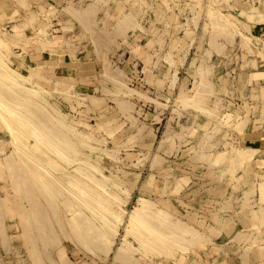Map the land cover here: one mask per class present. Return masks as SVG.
I'll use <instances>...</instances> for the list:
<instances>
[{
	"label": "rangeland",
	"instance_id": "rangeland-1",
	"mask_svg": "<svg viewBox=\"0 0 264 264\" xmlns=\"http://www.w3.org/2000/svg\"><path fill=\"white\" fill-rule=\"evenodd\" d=\"M0 264H264V0H0Z\"/></svg>",
	"mask_w": 264,
	"mask_h": 264
},
{
	"label": "crops",
	"instance_id": "crops-1",
	"mask_svg": "<svg viewBox=\"0 0 264 264\" xmlns=\"http://www.w3.org/2000/svg\"><path fill=\"white\" fill-rule=\"evenodd\" d=\"M59 57H60V56H58L57 59H53L52 61H53V62H56V63L59 65L60 68H63V69H65V70L72 69V70H74V72L76 71L77 73L72 74V75L74 76V77H73L74 79H75V78L78 79V78H80V77H81V78H85V77H84L85 74L88 73V72H91V70H92V68H89L90 66L88 65V63H87L86 65H84L83 69H81V70H80V68H82V66H80V67L78 66V67H76V68H72V67H70V66H66L65 64H62V63H61V61L59 60ZM50 60H51V59H50ZM47 61H48V60H47ZM258 61H260V60H257V62H258ZM57 64H56V65H57ZM258 64H259L260 67L263 66L262 63H260V62H258ZM87 66H88V67H87ZM261 73H262V72H261ZM88 74H89V73H88ZM82 76H83V77H82Z\"/></svg>",
	"mask_w": 264,
	"mask_h": 264
},
{
	"label": "bare ground",
	"instance_id": "bare-ground-1",
	"mask_svg": "<svg viewBox=\"0 0 264 264\" xmlns=\"http://www.w3.org/2000/svg\"><path fill=\"white\" fill-rule=\"evenodd\" d=\"M37 129V128H36ZM32 132V131H31ZM31 134V133H30ZM24 137V136H23ZM18 138H19V136H18ZM22 138V137H21ZM21 138L19 139V143L21 142L22 144H23V142L21 141ZM26 138V137H25ZM27 139V138H26ZM26 139L24 140L25 142H26ZM23 140V139H22ZM30 139H28V141H29ZM28 143V142H27ZM29 144V143H28ZM25 146V145H24ZM27 146V145H26ZM32 147V146H31ZM52 150H54V149H52ZM43 154V153H42ZM55 154V153H54ZM34 163V162H33ZM52 163V162H51ZM50 164V163H49ZM52 165H53V163H52ZM24 166H26V164L24 163ZM54 166H55V164H54ZM76 171H77V169H75ZM74 170V171H75ZM30 174V173H29ZM33 174V173H32ZM36 174V173H35ZM37 176H39V175H37ZM70 177V176H69ZM34 179V178H33ZM136 213V211H133L132 212V215H134Z\"/></svg>",
	"mask_w": 264,
	"mask_h": 264
}]
</instances>
